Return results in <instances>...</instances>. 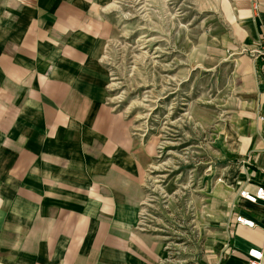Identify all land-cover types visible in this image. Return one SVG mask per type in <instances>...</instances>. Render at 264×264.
Returning <instances> with one entry per match:
<instances>
[{"label": "crops", "instance_id": "0c3cea01", "mask_svg": "<svg viewBox=\"0 0 264 264\" xmlns=\"http://www.w3.org/2000/svg\"><path fill=\"white\" fill-rule=\"evenodd\" d=\"M214 1L238 97L211 198L227 235L205 261L247 264L264 251V201L239 194L264 186V76L247 52L264 0ZM111 4L0 0V264H161L163 245L140 228L150 154L110 99Z\"/></svg>", "mask_w": 264, "mask_h": 264}, {"label": "rangeland", "instance_id": "374dc122", "mask_svg": "<svg viewBox=\"0 0 264 264\" xmlns=\"http://www.w3.org/2000/svg\"><path fill=\"white\" fill-rule=\"evenodd\" d=\"M109 12L110 99L150 154L140 228L163 245L161 264H208L227 235L211 198L238 97L218 3L112 0Z\"/></svg>", "mask_w": 264, "mask_h": 264}, {"label": "built area", "instance_id": "2783aa9c", "mask_svg": "<svg viewBox=\"0 0 264 264\" xmlns=\"http://www.w3.org/2000/svg\"><path fill=\"white\" fill-rule=\"evenodd\" d=\"M247 52H249L252 59H254L256 62H260L262 74L264 76V33L260 36L259 40L253 45V47L247 49ZM239 194L241 197L252 203L264 201V186H258L255 192H251L243 188ZM237 221L250 227L255 226V222L245 216H237ZM247 257V264H262L264 259V251L261 247H252L249 249Z\"/></svg>", "mask_w": 264, "mask_h": 264}]
</instances>
